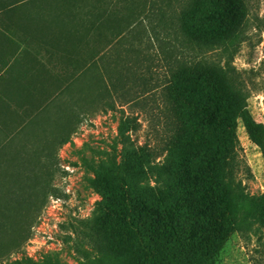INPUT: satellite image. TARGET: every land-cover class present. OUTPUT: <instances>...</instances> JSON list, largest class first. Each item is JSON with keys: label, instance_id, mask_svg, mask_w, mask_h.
<instances>
[{"label": "trees", "instance_id": "1", "mask_svg": "<svg viewBox=\"0 0 264 264\" xmlns=\"http://www.w3.org/2000/svg\"><path fill=\"white\" fill-rule=\"evenodd\" d=\"M249 7V0H189L181 11L182 46L203 56L182 58L174 55L173 46L167 55L162 50L168 73L161 95L170 113L171 135L164 150L145 142L128 150L121 164L99 166L91 185L103 200L89 226L97 257L83 264H215L232 232L252 228V219L264 227V194L249 197L237 179L239 121L264 158V123L250 112L247 89L233 65L247 38ZM122 30L115 33L122 37L126 34ZM161 43L164 49L165 41ZM214 51H219V60L207 56ZM115 63H104V73L96 63L98 99L108 94L110 85L123 86L120 77L109 74L111 67L118 69L119 61ZM140 126L137 116H128L120 132ZM48 151L49 142L42 152ZM162 151L168 156L161 169L177 175L175 185L143 186L149 165ZM24 154L10 153L8 160L0 161V257L14 249L1 234L22 231L31 211L25 195L35 187L22 181L31 177L23 170ZM242 202L248 204L245 212L238 206ZM192 209L197 213L214 209L215 218L204 221L207 227L196 225L190 219Z\"/></svg>", "mask_w": 264, "mask_h": 264}, {"label": "rangeland", "instance_id": "2", "mask_svg": "<svg viewBox=\"0 0 264 264\" xmlns=\"http://www.w3.org/2000/svg\"><path fill=\"white\" fill-rule=\"evenodd\" d=\"M84 1L82 6L88 5ZM188 4L189 0H106L98 1L95 10H91L96 20L85 40L89 48L82 49L80 58L81 72L86 68L88 72L83 77L81 73L73 91V123L72 113H66L65 128L70 134L64 138L50 136L48 152L24 154L23 170L31 177L22 181L35 187V191L25 195L32 203L31 211L22 231L1 234L4 243L14 249L0 257V264H43L45 260L83 264L97 257L89 239V226L98 215V203L103 198L92 187L91 180L100 165L121 164L128 150L138 149L145 142L157 151L166 148L172 127L161 95L168 73L163 52L167 55V48L173 46L176 56H203L181 43L178 19ZM249 6L247 38L233 65L247 89L250 112L264 123V0H249ZM84 12L86 9L82 8V21ZM119 27L126 33L122 37L115 33ZM207 56L219 60V51ZM101 58L110 66L119 61L115 66L118 69L111 67L109 74L120 77L123 86L110 85L108 94L98 99L96 63L100 71L106 72ZM143 88L150 92L144 94ZM71 94L66 92V100ZM128 116H137L141 126L122 134V124ZM237 138V179L249 197H259L264 194L263 155L249 140L241 121ZM162 152L149 165L143 186L175 185L177 175L161 169L168 156L167 151ZM238 206L247 211V202ZM190 216L196 225L207 227L204 221L214 219L215 211L197 213L192 209ZM252 223V228L231 233L215 264H264V227L257 220L252 219Z\"/></svg>", "mask_w": 264, "mask_h": 264}, {"label": "crops", "instance_id": "3", "mask_svg": "<svg viewBox=\"0 0 264 264\" xmlns=\"http://www.w3.org/2000/svg\"><path fill=\"white\" fill-rule=\"evenodd\" d=\"M98 1L106 0H0V161L47 151L50 136L70 134L66 113L73 123V91Z\"/></svg>", "mask_w": 264, "mask_h": 264}]
</instances>
